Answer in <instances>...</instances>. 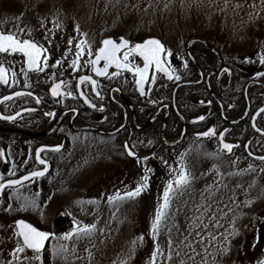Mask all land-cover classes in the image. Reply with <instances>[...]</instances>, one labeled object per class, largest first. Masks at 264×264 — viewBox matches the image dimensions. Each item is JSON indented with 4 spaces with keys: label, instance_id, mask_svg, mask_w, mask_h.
Instances as JSON below:
<instances>
[{
    "label": "flooded vegetation",
    "instance_id": "af4514ba",
    "mask_svg": "<svg viewBox=\"0 0 264 264\" xmlns=\"http://www.w3.org/2000/svg\"><path fill=\"white\" fill-rule=\"evenodd\" d=\"M109 38L117 42L120 38L128 39L132 44L158 38L169 49L160 36L140 40L130 35ZM206 43L217 54L209 50ZM179 50V54L170 50L171 56L166 57V67L175 70L173 79H168L165 73L153 66L143 95L132 72L97 76L92 65L87 63L95 58V54L81 56L77 70L70 66L77 54H51L47 51L44 55L48 56L49 67L43 71H29L24 63L26 58L21 53H0V63L9 71V83L0 82V116L15 117L13 120L0 118V176L4 180L19 179L32 171L48 169L44 176L24 181L15 189L5 188L0 194V264L13 261L11 253L18 239L14 235L15 222L20 219L41 231L54 233V236L45 242L42 261L23 260V257L34 254L32 250H26L18 254L21 261H13V264H58L60 253L54 254L53 248L60 249L63 244L68 245L82 235L63 238L65 233L76 229L75 220L65 213L36 220L32 216H10L5 208L13 200H18L15 198L16 190L26 197L36 190L49 194L56 185V178L85 158L101 159L102 165L98 167L104 177L101 189L129 188L140 183L141 174L162 155L178 151L189 140L212 141L217 146L216 156L233 158L234 175L255 178L264 186V161L258 159L264 156V132L256 131V128L264 130V112L257 115L264 108V76L257 75L264 73V64L259 62L264 54V36L240 54H223L216 43L203 36L182 41ZM41 59L43 61V56ZM130 59L143 67L141 57L134 54ZM57 60L61 64L53 67ZM103 63L101 61L99 66L103 67ZM22 67L27 76L21 72ZM13 71L17 74L15 84L11 82ZM113 71L119 70L110 68L109 74ZM82 75L92 76L98 87L93 89L87 82L80 84ZM176 76L180 79H175ZM152 77L155 78L154 83L151 82ZM60 80L66 82L63 91H71L72 96L51 95V86ZM17 92L24 95L16 96ZM81 92L84 96L80 95ZM85 96L96 107L87 103ZM48 112L55 115H45ZM200 116L205 119L199 120ZM210 128H215L216 135H197ZM220 133L224 134V142L238 145L231 153L222 150ZM126 143L134 156L128 155L124 147ZM57 145L63 147L54 151ZM37 153L47 161V165L39 163ZM252 249L255 257L264 260V223L253 239Z\"/></svg>",
    "mask_w": 264,
    "mask_h": 264
},
{
    "label": "rangeland",
    "instance_id": "374dc122",
    "mask_svg": "<svg viewBox=\"0 0 264 264\" xmlns=\"http://www.w3.org/2000/svg\"><path fill=\"white\" fill-rule=\"evenodd\" d=\"M0 28L33 40L51 54H77V45L85 39L88 42L84 45L85 54L88 45L95 54L103 39L122 35L135 40L160 36L178 54L182 41L203 36L216 43L223 54H240L264 36V3L262 0H0ZM216 149L212 141L189 140L178 151L162 155L152 164L151 171L141 174L149 179L140 196L112 203L108 202L109 196L117 191L122 195L138 184L101 189L104 183L98 168L101 159L85 158L61 173L49 194L36 190L29 196L37 200L38 207L20 210L22 202L13 200L12 210L6 212L36 220L65 213L80 225L96 224L94 232L63 244L67 251L60 253L58 264H122V261L150 264L157 243L162 255L157 256L156 264H257L261 259L254 256L252 245L264 223V186L255 178L234 175L233 158L216 156ZM181 165L186 166L193 179L182 195H173L167 216L153 238L151 225L163 202L164 188ZM80 200L96 203L81 205L77 203ZM246 200L252 203L246 205ZM205 203L210 205V211L204 213L203 208L197 211ZM196 216L202 221L199 229L194 228ZM212 216L215 220L210 222ZM233 219L238 234L230 237V251L221 256L219 244L232 231ZM216 220L221 227H215ZM140 236L143 241L138 239Z\"/></svg>",
    "mask_w": 264,
    "mask_h": 264
},
{
    "label": "snow or ice",
    "instance_id": "6c2138e0",
    "mask_svg": "<svg viewBox=\"0 0 264 264\" xmlns=\"http://www.w3.org/2000/svg\"><path fill=\"white\" fill-rule=\"evenodd\" d=\"M262 3H264V0H262ZM254 7V5H253ZM19 32H22L23 29H19ZM77 31H79V28L77 26ZM86 36V34H85ZM71 43V41H69ZM87 39L81 41L77 45V56L76 59H74L71 62V67L79 69V59L81 56L85 54V47ZM102 46L98 48V50L95 53V58L90 59L87 61L88 64L92 65V70L95 72L97 76H104L108 77L111 76H118L121 74V71H128L132 72L136 75L137 79L135 80V83L139 87L140 93L143 95L145 94V83L149 81V71L150 69L155 66V69L159 72H163L167 75L168 79H173V70H169L168 67H166V64L168 63L166 57L171 56L170 49H167L165 45L162 43V41L158 38H149L142 42H138L135 44H132L128 39L120 38L119 42L112 38H106L103 39L101 42ZM47 52V49L44 48L42 45L37 44L36 42L30 40V39H21L17 34H13L11 32L5 34L3 31H0V53L3 54H15V53H21L24 58V63L27 65V70L29 71H43L48 65V56L44 55ZM87 54L88 56H92V48L91 45H88L87 47ZM137 55L142 58L143 61V67H139L136 64H134L133 60L130 59L133 57V55ZM43 56V61H42ZM101 61H103V67H100ZM259 62L261 64H264V54L260 56ZM61 64L60 60H57L53 67L58 66ZM115 68L119 71H113L111 74H109L110 68ZM225 72L228 71V69H224ZM21 72H24L25 76H27V72L24 70V68H21ZM16 72L11 73V82L13 84L16 83ZM257 75L264 76V73H257ZM175 79H180L179 76H176ZM0 82L4 84L9 83V71L7 68L4 67L2 63H0ZM80 84L89 83L93 89L98 87V83L95 79L92 78V76L89 75H82L79 77ZM152 83L155 82V78L152 77L151 80ZM66 84L64 80H60L59 82L53 83V85L50 88L51 95L53 97H60L61 95L66 96H72L73 93L71 91H63V86ZM16 96L24 95V93L17 92L15 93ZM28 95H32V93H28ZM81 96H84V93H80ZM97 96L100 95L99 92L96 93ZM4 99H11V97H4ZM85 101L89 103L92 107H96L95 104H91V101H88L87 97L85 96ZM37 103L40 102V99L37 98ZM210 103V101H209ZM27 111H32V109H27ZM260 112H264V108H261L257 115H259ZM16 115H20V113H17ZM47 116H54L55 114L52 112L45 113ZM0 118L5 120H13L15 119L14 116H0ZM199 120L205 119V117L200 116L198 117ZM253 127L256 128L255 122H253ZM228 131L225 129V132ZM257 132H264V130L260 128H256ZM198 136H214L216 135L215 128H210L208 131L198 133ZM220 141L222 144V149L227 150V152L231 153L234 147H238V145H233L230 143L224 142V134L220 133ZM63 146L57 145L53 148L54 151H59ZM124 147L128 151V155L134 156L135 153L131 150V148L128 147L127 143L124 145ZM43 151V149H41ZM147 160V157L144 158ZM258 159L264 161V156L258 157ZM37 160L41 165H47V161L44 159H41L39 156V153H37ZM252 167L251 165L249 166ZM48 171L47 167H45L43 170L40 171H32L28 175H25L19 179H7L4 180V177L0 176V180H3L4 182L0 183V194H3L5 188H13L15 189V186L22 185L24 181H30L33 177H42L45 175V173ZM146 172L151 171V169H146ZM264 171V169H262ZM14 174V173H12ZM148 179L149 177L147 175H144L142 177V183H138V185L128 191H124L123 194L119 191L116 192L114 196L108 197V202L112 203L113 201H119L124 198H133L138 197L141 195V193L147 189L148 187ZM193 177L188 172L186 166L181 165L179 171L176 173L175 177L173 179H170L167 182L166 187L163 191V202L160 204V206L157 208L154 221L151 225V234L153 238H155L160 230L162 221L167 216V211L171 207L172 198L173 195H182L183 189H185L187 186H190L191 180ZM15 198L18 200H22L20 210H27L28 208H36L38 207L37 200L34 197H26L22 196V194L19 193L18 190H16ZM51 199V196L48 198ZM2 203V201H0ZM78 204H85V203H96V201H84L80 200L77 201ZM246 205H250L252 203L251 200H246L244 202ZM203 208L204 213H207L210 211V205L207 203L200 205L197 208V211H200V209ZM12 206L9 204L7 208H5V211H11ZM194 220L196 223L194 224L195 229H199L202 225L201 218L199 216L194 217ZM210 222L212 220H215V217H209ZM233 224L232 231L228 233L227 236H225L224 240L220 242L219 248H218V254L223 256L226 255L230 251V237L238 234V229L235 228V219L231 221ZM220 222L218 220L215 221V227H221ZM96 224H83L82 226L77 224L76 229H74L73 232L65 233L64 239L71 238L72 235H80L83 234L85 236L89 235L90 233L94 232L96 230ZM200 233L197 232V235ZM14 235L18 237L16 247L14 248L13 252L11 253L13 257V261H21V257L18 254L25 253L26 250H32L33 256L32 257H23V260H37L42 261V250L45 247V242L49 239L50 236H54V233L41 231L38 228L34 227L32 224L27 223L23 219H20L15 222V229H14ZM224 235V234H221ZM140 241H143V236L138 237ZM212 239H216L215 236L212 237ZM133 244H135V241H133ZM169 244H171V240H169ZM191 247V245H189ZM67 249L64 246H61L60 249L53 248L54 254H59L66 252ZM195 251V249H193ZM179 253H177L178 255ZM91 252L89 253V256H91ZM158 255H162L161 249L159 247V244H156V247L154 251L151 253L150 258V264H156V259ZM169 260H171V251L169 252ZM13 261H9L8 264H13ZM122 264H126L125 261H122ZM257 264H264V260L258 261Z\"/></svg>",
    "mask_w": 264,
    "mask_h": 264
},
{
    "label": "water",
    "instance_id": "95a60500",
    "mask_svg": "<svg viewBox=\"0 0 264 264\" xmlns=\"http://www.w3.org/2000/svg\"><path fill=\"white\" fill-rule=\"evenodd\" d=\"M201 42H203V41H201ZM204 44H205V42H203ZM101 46H102V44H101ZM206 46H207V48L209 49V50H211L214 54H217V52L214 50V49H212L208 44H206ZM233 124V123H232ZM223 150V149H222ZM74 225H75V227H77V223H74Z\"/></svg>",
    "mask_w": 264,
    "mask_h": 264
}]
</instances>
